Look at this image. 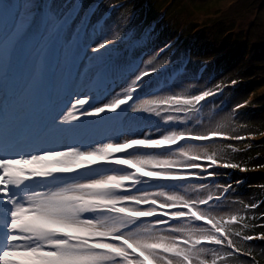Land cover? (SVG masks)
Masks as SVG:
<instances>
[{
	"label": "snow or ice",
	"instance_id": "obj_1",
	"mask_svg": "<svg viewBox=\"0 0 264 264\" xmlns=\"http://www.w3.org/2000/svg\"><path fill=\"white\" fill-rule=\"evenodd\" d=\"M95 11L83 0H0L5 68L28 69L19 94L3 86L4 100L11 96L20 103L28 97L50 56L61 69L46 100L45 133L6 130L0 138V264H209L208 254L211 264L217 259L224 264L225 257L239 260V245L228 230L221 236L206 223L231 186L217 185L219 194L212 191L200 203L146 187L184 185L204 173L211 179L220 175L219 168L247 171L231 162L214 168L217 157L206 152L205 166L192 146L216 143L224 124L197 134L186 124L161 133L151 122L153 114L165 123L182 122L217 93L209 88L197 95L142 99L162 80L170 61L161 57L171 45L148 28L122 33L118 25L102 26L93 19ZM69 62L74 72L65 77L62 69ZM86 123L108 124L111 134L85 141L78 130ZM258 207L251 204L252 210ZM185 218L188 222L179 224ZM243 219L233 214L223 222L232 226ZM201 221L210 227L199 226ZM259 239L264 241V232ZM251 253L248 248L240 256Z\"/></svg>",
	"mask_w": 264,
	"mask_h": 264
},
{
	"label": "rangeland",
	"instance_id": "obj_2",
	"mask_svg": "<svg viewBox=\"0 0 264 264\" xmlns=\"http://www.w3.org/2000/svg\"><path fill=\"white\" fill-rule=\"evenodd\" d=\"M83 4L96 9L93 19L102 26L118 25L122 33L148 28L160 41L171 45L170 52L161 57L163 60L168 55L170 61L162 79H167L168 71L172 72L174 79L163 93L143 96L142 99L171 94L197 95L209 88L217 93L215 99L206 98L207 103H201V110L189 113L182 122H169L172 126H180L169 128L164 121L159 125V131H179L186 124L199 131L197 134H206V130H215L217 125L224 124L222 135L215 138L216 143L193 142L192 146L200 152L205 166L206 152L217 157L218 164L214 168L231 162L247 168V171L219 168V176L209 179L204 173L179 185L181 188L167 191L200 203L207 200L212 191L219 194L217 185L231 186L232 191L225 203L206 221L211 227L203 221L198 224L210 227L209 231L221 236L227 229L226 234L239 245L236 252L239 260L225 257L224 264H240L241 260L245 264H264V241L259 239L264 232L261 227L264 220H260L264 214V205H261L264 201V159L248 164L251 155L264 154V0H83ZM50 59L51 56L46 68ZM154 118L162 116L153 114L151 117V122L158 125ZM101 124L103 130L110 127ZM80 128L83 129V125ZM96 132L97 138L101 133L97 128ZM150 134L155 136L156 130L152 129ZM257 173L263 175L251 176ZM196 180L208 185H191ZM252 203L260 207L252 210ZM233 214L244 219L233 222L232 226L223 222ZM178 222L184 224L188 221L185 218ZM244 224L249 228L244 229ZM236 231H240L241 236H253V241H243L235 236ZM201 243L212 248L221 247L208 245L206 241ZM248 248L252 249L251 255L240 256V251ZM206 259L211 264L214 257L208 254ZM217 264H221L219 259Z\"/></svg>",
	"mask_w": 264,
	"mask_h": 264
},
{
	"label": "trees",
	"instance_id": "obj_3",
	"mask_svg": "<svg viewBox=\"0 0 264 264\" xmlns=\"http://www.w3.org/2000/svg\"><path fill=\"white\" fill-rule=\"evenodd\" d=\"M137 8H139V7H137ZM135 31V30H134ZM168 57V55L166 56V57H164L163 59H168L167 58ZM254 153H256V152H254ZM253 153V154H254ZM252 157L249 159V161H248V164L250 163V162H253V161H255V160H258V159H264V154L262 153V152H258V153H256L255 155H251ZM250 169V167L248 168V170ZM258 174H261V175H263V173H257V174H255V175H251V176H253V177H260L261 175H258ZM250 176V177H251Z\"/></svg>",
	"mask_w": 264,
	"mask_h": 264
},
{
	"label": "bare ground",
	"instance_id": "obj_4",
	"mask_svg": "<svg viewBox=\"0 0 264 264\" xmlns=\"http://www.w3.org/2000/svg\"><path fill=\"white\" fill-rule=\"evenodd\" d=\"M11 98V97H10ZM10 98L8 99V100H10ZM7 100V101H8ZM0 108H4V107H0ZM26 115V114H25ZM8 118V116H3V117H1L0 116V119H4L5 121H6V119ZM45 121V120H44ZM46 122V121H45ZM89 140V139H88ZM88 140H85V141H88Z\"/></svg>",
	"mask_w": 264,
	"mask_h": 264
}]
</instances>
